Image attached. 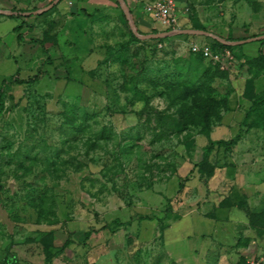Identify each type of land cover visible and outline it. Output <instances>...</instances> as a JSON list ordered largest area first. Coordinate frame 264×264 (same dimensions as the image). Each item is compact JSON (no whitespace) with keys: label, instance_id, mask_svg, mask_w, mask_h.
<instances>
[{"label":"rangeland","instance_id":"obj_1","mask_svg":"<svg viewBox=\"0 0 264 264\" xmlns=\"http://www.w3.org/2000/svg\"><path fill=\"white\" fill-rule=\"evenodd\" d=\"M100 1L106 6L69 22L54 19V2L18 47H0V264H44L49 251L52 264L263 262L264 230L250 214H264V131L244 126L231 151L216 147L211 176L201 178L198 164L210 139H230L241 127L249 107L231 112L228 103L241 80L244 99L251 78L253 92L264 91L256 84L264 76V0H172L179 29L206 27L233 43L234 58L213 71L214 93L228 98L210 131L190 125L154 141L157 112L177 107L168 106L166 89L195 34L169 35L154 52L143 42L152 37L137 36L116 3ZM129 1L146 14L156 0ZM129 30L142 41L122 47ZM84 111L92 118L78 134L70 119L81 121ZM103 126L111 138L88 150L87 135Z\"/></svg>","mask_w":264,"mask_h":264},{"label":"trees","instance_id":"obj_2","mask_svg":"<svg viewBox=\"0 0 264 264\" xmlns=\"http://www.w3.org/2000/svg\"><path fill=\"white\" fill-rule=\"evenodd\" d=\"M120 16H122L126 22L124 12L119 6ZM79 14L90 16L91 13L87 10L81 9ZM103 16V15H101ZM188 18L190 14L188 13ZM128 23V22H127ZM192 29L207 31L206 27L202 25H196L191 27ZM168 30V29H167ZM158 30H154V33H158ZM129 38L124 43H121L122 47H127L131 42L142 41L140 40L131 30H129ZM166 37L151 38L150 40L143 41L149 42L148 44L152 47L153 51L156 52L160 47L163 46V43L166 40ZM18 38L21 39L22 36L18 34ZM209 39L208 43L211 45L213 50H223L225 48L232 51L234 54V45L224 44L217 39L206 37ZM189 57L179 60L180 63L176 64V75L175 81L168 83L166 89V95L169 99V107L177 106L172 113H158L156 114V121L158 123L159 131L154 133L152 141L155 139H160L162 135L167 133H177L180 134L184 131H188L190 125L198 126L200 130L204 133H208L216 120L220 118L221 109L226 107L227 95H217L215 94V89L213 87V81L215 78V72L223 73L213 65L210 60L204 58L200 53H194L191 51L189 46ZM111 48L106 49V57L104 61H107V58L112 56ZM264 63V55H260L259 60ZM256 75V74H255ZM253 79H249L246 86V94L251 104L246 110L244 117L241 121V127L239 128L236 135L230 139H210L208 145L204 150V159L199 163V168L201 170V178L203 177V172H206L208 176L212 175L214 170L213 165L210 164L209 157L216 147H223L226 151H231L235 144L240 140L243 127L246 129L250 128H261L264 131V91L260 93H254ZM84 119L77 121L78 115L73 113V117L70 119L71 127L76 133H83L88 128L87 119L92 118L87 111L83 112ZM150 123V118L147 119ZM138 128L132 127L131 129ZM139 130V129H137ZM113 133L112 128L103 126L98 133L87 135L85 140L86 148L93 149L98 146L99 139H110ZM130 136V135H129ZM191 134L187 133V137ZM137 139L140 138V135H136ZM77 157V156H76ZM76 157H72L76 159ZM77 160V159H76ZM75 171L82 169L83 165L81 162L71 163ZM77 164V165H75ZM53 165H56V162L53 161ZM206 165L209 167L206 169ZM56 169V167L54 168ZM192 172L187 176L180 179L179 189L185 187V181L190 178ZM146 217V216H145ZM262 218V221H261ZM261 221V222H260ZM250 222L253 227L258 228L260 225L262 232L264 230V214L262 213H251ZM54 254L49 251L44 259V264H52V258Z\"/></svg>","mask_w":264,"mask_h":264},{"label":"crops","instance_id":"obj_3","mask_svg":"<svg viewBox=\"0 0 264 264\" xmlns=\"http://www.w3.org/2000/svg\"><path fill=\"white\" fill-rule=\"evenodd\" d=\"M54 1L56 0H0V47L4 48L7 46L5 44L7 42H11L15 47H18L19 43H22V41L25 40V37L27 36L26 33H29V29L32 28L35 30L37 28L36 26L39 24V19H41L40 11L49 7ZM108 1L111 3V6H115V3L116 6H118V0ZM56 3V7H53L52 10L54 19L63 18L67 22L71 21V18L73 19L74 16L79 17L80 15H83L79 14L81 9L87 10L91 13L93 10L102 9V7L106 6L105 2L100 0H57ZM128 5L132 22L134 27L140 32V35H148L151 30H161L159 27H156L151 18L148 17L149 14H143V12L137 8L135 3L128 0ZM115 12L117 14L119 13L120 16L119 7ZM30 32H32V30ZM18 34L22 36L21 39L18 38ZM193 36L192 37L197 41L208 42V39H206V37H208L207 35L195 34ZM259 40L261 41L263 39ZM261 42L259 45L260 47L262 46L264 51V41ZM242 84L243 81L241 80L239 88L235 89L228 99L230 105L229 110H231V112H239L240 110L237 109L238 105H241L243 110H246L251 104L249 99L242 98V90L240 89V85ZM256 84L258 86V92L263 90L264 76L259 77ZM252 243L255 244V241L252 240Z\"/></svg>","mask_w":264,"mask_h":264},{"label":"built area","instance_id":"obj_4","mask_svg":"<svg viewBox=\"0 0 264 264\" xmlns=\"http://www.w3.org/2000/svg\"><path fill=\"white\" fill-rule=\"evenodd\" d=\"M172 0H156L146 7V12L156 20L159 24L168 28V34H172L177 31L179 27L178 14L174 11ZM185 13H189V8L185 9ZM191 51L194 53H200L213 65L219 68H229L232 64L233 55L232 52L225 48L223 50H213L211 45L205 41H192L190 43ZM258 264H264V261Z\"/></svg>","mask_w":264,"mask_h":264},{"label":"water","instance_id":"obj_5","mask_svg":"<svg viewBox=\"0 0 264 264\" xmlns=\"http://www.w3.org/2000/svg\"><path fill=\"white\" fill-rule=\"evenodd\" d=\"M56 1H54V2H56ZM118 1H119L120 5H121L122 9L124 10L125 16H126L127 20L129 21V24L131 25V28L133 29V31L135 32V34L137 36H139V37L158 38V37H165V36H169V35H172V34H178V33L203 34V35L210 36V37H212L214 39H217V40H219L220 42H222L224 44H233V43H231L229 41H226V40H223L222 38H219L218 36L214 35L211 32L203 31V30H197V29H178L177 31H175L172 34H168L167 32H158L156 34L140 35V34H138L135 31V27H134V24L132 22L131 14H130V11H129L127 5L125 4V1L124 0H118Z\"/></svg>","mask_w":264,"mask_h":264}]
</instances>
